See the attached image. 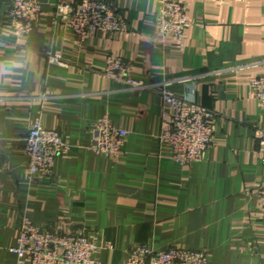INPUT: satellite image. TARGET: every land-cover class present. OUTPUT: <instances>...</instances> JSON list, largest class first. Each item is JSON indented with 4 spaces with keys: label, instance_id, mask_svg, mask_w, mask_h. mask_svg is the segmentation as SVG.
<instances>
[{
    "label": "crops",
    "instance_id": "crops-1",
    "mask_svg": "<svg viewBox=\"0 0 264 264\" xmlns=\"http://www.w3.org/2000/svg\"><path fill=\"white\" fill-rule=\"evenodd\" d=\"M0 0V264L19 263L23 216L41 227L65 221L97 241L104 264H123L135 243L161 251L200 249L210 264H264V208L256 191L264 164L255 127L264 103L249 78L264 70V0H177L191 22L182 37L160 31L163 0H109L125 13V32L97 31L82 42L58 9L78 0H36V26L16 37ZM59 51L64 64L51 63ZM130 62L136 79L171 80L178 97L217 113L203 158L176 165L160 143L162 97L107 79L109 55ZM128 131L124 151L93 150L98 118ZM40 119L71 143L51 177L28 178L24 138Z\"/></svg>",
    "mask_w": 264,
    "mask_h": 264
},
{
    "label": "built area",
    "instance_id": "built-area-1",
    "mask_svg": "<svg viewBox=\"0 0 264 264\" xmlns=\"http://www.w3.org/2000/svg\"><path fill=\"white\" fill-rule=\"evenodd\" d=\"M58 9L79 42L97 31L113 33L128 30L127 16L109 0H78L74 5L60 4ZM41 11L42 5L36 0L10 1L6 19L13 26L16 37H24L32 31ZM157 21L162 33H171L175 37H182L191 25L186 6L177 0H163L157 12ZM48 60L64 64L59 51L49 53ZM255 63L264 64V60ZM103 74L107 79L124 85L127 90H150L162 97L165 108L159 140L171 147V158L176 165L188 166L203 158L214 141L217 123L214 109L190 98L176 96L170 87V79H136L130 62L118 55L108 56ZM249 84L254 97L264 103V70L252 75ZM94 131V151L106 156L123 153L128 131L115 124L109 115L98 118ZM254 136L264 164V129L256 126ZM72 146L59 130L48 128L36 119L24 138L23 151L29 180L51 177L56 157L69 153ZM256 193L264 208V183ZM112 248L111 241H97L88 236L83 228H72L65 221L52 227H41L23 216L18 243L11 250L17 255L19 263L28 260L32 264H104L98 253ZM123 264L210 263L209 254L204 250L170 246L158 251L150 244L135 243Z\"/></svg>",
    "mask_w": 264,
    "mask_h": 264
}]
</instances>
